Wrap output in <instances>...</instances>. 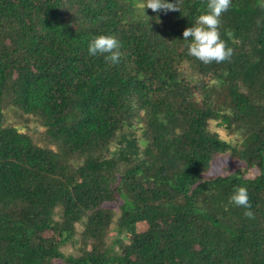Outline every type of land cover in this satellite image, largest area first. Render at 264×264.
I'll return each instance as SVG.
<instances>
[{
	"label": "trees",
	"instance_id": "1",
	"mask_svg": "<svg viewBox=\"0 0 264 264\" xmlns=\"http://www.w3.org/2000/svg\"><path fill=\"white\" fill-rule=\"evenodd\" d=\"M137 3L0 0V264H264L261 0H231L219 31L232 55L209 64L182 40L207 0ZM101 33L118 62L88 54ZM234 186L253 219L229 203Z\"/></svg>",
	"mask_w": 264,
	"mask_h": 264
},
{
	"label": "clouds",
	"instance_id": "2",
	"mask_svg": "<svg viewBox=\"0 0 264 264\" xmlns=\"http://www.w3.org/2000/svg\"><path fill=\"white\" fill-rule=\"evenodd\" d=\"M230 5L231 0H207L206 11L198 15L191 26L184 28L182 40L186 42L189 56L195 57L204 64L220 63L231 57L233 50L226 45L219 31L221 14L228 11ZM261 6L264 7V0H261ZM136 7L143 12L145 8H150L153 12L179 9L176 0H138ZM156 18L159 22V17ZM118 49V40L110 34L94 35L87 44V52L90 56H103L112 63L118 62L120 55ZM229 203L242 207L243 215L248 219L254 218L246 187L234 186L229 196Z\"/></svg>",
	"mask_w": 264,
	"mask_h": 264
},
{
	"label": "rangeland",
	"instance_id": "3",
	"mask_svg": "<svg viewBox=\"0 0 264 264\" xmlns=\"http://www.w3.org/2000/svg\"><path fill=\"white\" fill-rule=\"evenodd\" d=\"M225 64H223L222 66H224ZM187 78L188 79H191V76L187 75ZM5 119L7 122L11 123V124H14L16 126H18L19 128H21L22 130H24L25 132H35L37 133L35 136V138L37 140H41L39 139L41 137V134H43V130L40 128H38L37 126H35V121L33 120L32 117H29L27 115H24L22 114L21 111L15 109V108H9L6 113H5ZM27 125L29 126V128H27ZM210 128L211 130H214V131H217L219 136L223 139H228L229 136H228V132L221 128V127H217V125L212 122L210 124ZM34 134V133H33ZM140 135V133L138 132L137 135L135 136H138ZM40 136V137H39ZM43 142V140H42ZM120 142V141H119ZM121 144V143H120ZM124 144V142H123ZM119 145V144H118ZM119 147V146H118ZM115 148V146H114ZM116 156L118 157L120 155V151H117L116 153ZM229 156L228 155H222L219 157V159L217 160V162H215L213 164V167H212V170H211V173H220L224 166L229 162ZM112 208L115 212V220L118 219L119 217V203H116V204H113L112 205ZM44 213H49L50 211V208L49 206H46L44 207L43 209ZM57 214V213H56ZM57 217V216H56ZM141 226L144 228V225L141 224ZM142 228V229H143ZM82 229V227L80 225H78V232ZM116 239H117V232H116V226L113 224L112 225V228L110 229V232L108 233V236H107V241H108V244L115 250V251H118L115 243H116ZM62 250L65 254L69 255V254H72V255H79L80 254V251L78 249V247H75V244L73 245L70 242H67L65 245L62 246ZM63 264V263H61Z\"/></svg>",
	"mask_w": 264,
	"mask_h": 264
}]
</instances>
